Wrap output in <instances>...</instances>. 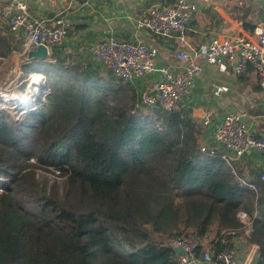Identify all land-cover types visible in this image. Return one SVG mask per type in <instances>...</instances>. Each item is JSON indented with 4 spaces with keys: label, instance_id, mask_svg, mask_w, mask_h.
Here are the masks:
<instances>
[{
    "label": "trees",
    "instance_id": "obj_1",
    "mask_svg": "<svg viewBox=\"0 0 264 264\" xmlns=\"http://www.w3.org/2000/svg\"><path fill=\"white\" fill-rule=\"evenodd\" d=\"M21 42L0 13V58L45 82L19 86L20 112L0 106V264H181L172 236L216 254L234 247L240 211L264 264V183L240 180L188 106H149L139 79L56 46L28 58Z\"/></svg>",
    "mask_w": 264,
    "mask_h": 264
},
{
    "label": "built area",
    "instance_id": "obj_2",
    "mask_svg": "<svg viewBox=\"0 0 264 264\" xmlns=\"http://www.w3.org/2000/svg\"><path fill=\"white\" fill-rule=\"evenodd\" d=\"M196 10V4L190 0H175L173 4L155 2L136 20V26L156 37H176L179 48L175 55L184 64L175 69L159 66L155 63L158 49L148 45L142 38L122 39L113 35L100 39L88 47L93 60L111 70L114 75L125 80L145 79L154 75L147 91L142 93L141 101L149 106L160 107L163 111L175 110L193 91L197 78L203 70L198 61L201 56L207 63L217 64L220 70H227L232 65L237 73H243L252 67L259 85L264 88V18L256 22L253 37L237 35L234 38L211 36L205 45L193 49L187 36L189 24ZM1 14L13 31L22 37L19 54L34 49L39 45L49 50L61 45L69 32L74 30V23L63 11L51 22L30 15L25 0H5ZM226 86L216 87V92L226 91ZM204 125L214 122L215 115L199 112ZM244 113L232 111L224 114L213 130L215 147L220 148L227 163L230 159H239L258 151L263 155L259 180L264 183V135H253L243 122ZM229 151V155H226ZM238 217L241 229L249 234L252 230V217L246 211H240ZM233 233L235 231H232ZM171 245H180L184 252L178 255L181 264H236V247L224 248L213 254L204 250L197 255V241L191 236H174ZM253 253L242 264H253Z\"/></svg>",
    "mask_w": 264,
    "mask_h": 264
},
{
    "label": "crops",
    "instance_id": "obj_3",
    "mask_svg": "<svg viewBox=\"0 0 264 264\" xmlns=\"http://www.w3.org/2000/svg\"><path fill=\"white\" fill-rule=\"evenodd\" d=\"M196 4L187 31L193 49L205 45L211 36L234 38L237 35L253 37L254 24L264 18V7L256 0H190ZM28 13L51 22L61 11L70 19L74 30L65 41L56 46L61 55L71 54L81 61L93 60L88 51L90 45L113 35L122 39L142 38L148 45L155 46L158 53L155 63L179 69L184 62L175 52L179 48L176 37H156L136 26V20L153 3L173 4L175 0H25ZM5 0H0V13ZM21 35V34H20ZM22 38V37H21ZM52 49L50 48L49 53ZM48 53V54H49ZM198 61L203 70L197 78L192 93L182 101L189 107L192 116L201 122L199 112L210 111L215 120L204 125V138L213 140V130L221 117L232 111L244 113L243 122L253 135H264V88L259 85L257 74L252 67L237 73L232 65L220 70L217 64L207 63L201 56ZM154 75H149L144 84L149 86ZM144 85V86H145ZM226 86V91L216 92V87ZM215 143V142H214ZM215 147V146H214ZM223 152V151H221ZM229 155V151L225 150ZM263 155L255 151L228 163L239 172L240 180L254 188L259 180ZM256 215V213H254ZM245 238L235 237L237 249L236 264H242L253 253L254 262L258 245ZM196 264H204L197 262ZM254 264V263H253Z\"/></svg>",
    "mask_w": 264,
    "mask_h": 264
},
{
    "label": "rangeland",
    "instance_id": "obj_4",
    "mask_svg": "<svg viewBox=\"0 0 264 264\" xmlns=\"http://www.w3.org/2000/svg\"><path fill=\"white\" fill-rule=\"evenodd\" d=\"M37 75V74H35ZM34 74H30L27 81L24 80L23 72L19 67L18 64V54L10 55L6 58H0V106L7 109L8 106L11 108L13 107L15 111L20 112L22 108H26L30 103V97L26 95H22L20 98H18L19 92V86L24 82L26 83V86L31 91H41L43 89L40 88L39 84H42L40 81L41 79H44L42 76L38 79H36ZM40 81V83H39ZM144 83L143 80H140ZM33 83L35 84L33 87ZM45 82H43L44 84ZM45 86V84H44ZM148 87L143 86L141 91L144 93L147 91ZM127 95H130V92L127 91ZM20 96V95H19ZM8 97V98H6ZM24 97V99H22ZM15 99V100H14ZM127 101V99L123 100ZM29 164H34V160L31 158L28 160ZM37 171L40 173V175H43L44 177H49L51 174L45 170L46 167H42L40 165L36 166ZM236 236L238 237H246L245 232L243 229L239 228L235 231ZM163 236V234H160ZM187 236V235H183ZM173 237V236H172ZM170 238V237H169ZM168 238V239H169ZM201 253V252H200ZM199 253V256H200Z\"/></svg>",
    "mask_w": 264,
    "mask_h": 264
},
{
    "label": "water",
    "instance_id": "obj_5",
    "mask_svg": "<svg viewBox=\"0 0 264 264\" xmlns=\"http://www.w3.org/2000/svg\"><path fill=\"white\" fill-rule=\"evenodd\" d=\"M264 7V0H256ZM49 53V49L44 45H39L28 51V58H44ZM177 255L184 252V248L180 245H172Z\"/></svg>",
    "mask_w": 264,
    "mask_h": 264
},
{
    "label": "bare ground",
    "instance_id": "obj_6",
    "mask_svg": "<svg viewBox=\"0 0 264 264\" xmlns=\"http://www.w3.org/2000/svg\"><path fill=\"white\" fill-rule=\"evenodd\" d=\"M35 75V74H34ZM43 76V75H42ZM36 79H38V78H40L41 77V74H37V75H35L34 76ZM31 94V93H30ZM28 95V94H27ZM6 98H8V97H6ZM18 98H20V97H18ZM22 99H24V97L22 98ZM15 100V99H14Z\"/></svg>",
    "mask_w": 264,
    "mask_h": 264
}]
</instances>
